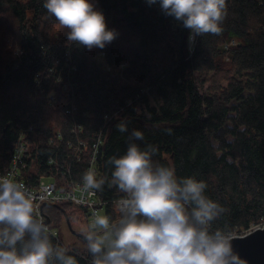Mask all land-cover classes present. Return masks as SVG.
Instances as JSON below:
<instances>
[{
  "label": "trees",
  "instance_id": "trees-1",
  "mask_svg": "<svg viewBox=\"0 0 264 264\" xmlns=\"http://www.w3.org/2000/svg\"><path fill=\"white\" fill-rule=\"evenodd\" d=\"M93 2L117 32L104 48L69 41L44 0H0V170L22 143L23 180L66 189L89 170L100 136L94 166L106 183L98 208L118 218L123 193L107 183V161L126 148L127 134L115 127L126 120L129 130L143 131L142 147L158 149L155 161L207 183L206 194L225 209L213 230L242 234L262 225L264 0H226L222 32L192 42L189 30L158 4ZM100 52L114 73L102 68ZM74 206L45 205L49 228L57 230L63 211L70 222ZM51 237L63 244L58 230ZM84 244L69 247L79 264H92Z\"/></svg>",
  "mask_w": 264,
  "mask_h": 264
},
{
  "label": "clouds",
  "instance_id": "clouds-1",
  "mask_svg": "<svg viewBox=\"0 0 264 264\" xmlns=\"http://www.w3.org/2000/svg\"><path fill=\"white\" fill-rule=\"evenodd\" d=\"M182 23L189 39L222 32L226 0H147ZM44 7L67 29L69 41L89 49L104 48L116 38L93 0H44ZM115 127L127 134L122 154L112 156L110 186L123 197L118 218L96 214L83 231L92 264H246L233 246V235L213 230L224 213L209 197L207 183L195 176H178L174 166L153 159L158 149L142 147L139 128L126 120ZM84 191H102L105 177L94 169L81 177ZM0 264H79L77 254L54 242L35 198L25 184L0 176Z\"/></svg>",
  "mask_w": 264,
  "mask_h": 264
},
{
  "label": "built area",
  "instance_id": "built-area-1",
  "mask_svg": "<svg viewBox=\"0 0 264 264\" xmlns=\"http://www.w3.org/2000/svg\"><path fill=\"white\" fill-rule=\"evenodd\" d=\"M193 40V39H192ZM192 40H190L192 42ZM100 141L94 145L95 147ZM24 144H15L13 152L11 154L10 163L8 166L0 170V176L12 177L19 182L25 184L27 189L33 194L35 198L36 211L43 216L44 220L46 215L43 212L42 204L44 203H59L62 201L70 202L80 207H85L90 210V222L94 215L98 214V207L101 206L96 202L94 191H84L82 189V183L69 186L66 189H61L57 186L55 181L40 180L36 185H28L22 178L21 170L26 168L27 163L24 160ZM97 150H95L94 155ZM93 161H96V156L93 157ZM49 227V223L47 224ZM50 234L55 236L57 234L56 229L49 228Z\"/></svg>",
  "mask_w": 264,
  "mask_h": 264
},
{
  "label": "water",
  "instance_id": "water-1",
  "mask_svg": "<svg viewBox=\"0 0 264 264\" xmlns=\"http://www.w3.org/2000/svg\"><path fill=\"white\" fill-rule=\"evenodd\" d=\"M47 204L51 203H44L42 207ZM63 214L68 227L73 233L83 238L82 233H78L72 229L67 213L63 211ZM45 222L47 224L50 222L48 217H46ZM232 235L234 237L232 241L234 249L246 261V264H264V223L245 233Z\"/></svg>",
  "mask_w": 264,
  "mask_h": 264
},
{
  "label": "rangeland",
  "instance_id": "rangeland-1",
  "mask_svg": "<svg viewBox=\"0 0 264 264\" xmlns=\"http://www.w3.org/2000/svg\"><path fill=\"white\" fill-rule=\"evenodd\" d=\"M97 57L99 58V56ZM74 210H75L74 212L73 210L71 211V213L73 212L72 214L70 213L71 216L69 215L70 222L75 231L83 234V231L89 225L90 211L85 212L83 209L78 207V205L74 206ZM98 214H105L104 206L98 208ZM63 219L64 221L59 226H57L59 239L63 242V244L68 245L70 247H75V248L85 247L84 238H80L75 233H73V231L68 227L64 216Z\"/></svg>",
  "mask_w": 264,
  "mask_h": 264
},
{
  "label": "bare ground",
  "instance_id": "bare-ground-1",
  "mask_svg": "<svg viewBox=\"0 0 264 264\" xmlns=\"http://www.w3.org/2000/svg\"><path fill=\"white\" fill-rule=\"evenodd\" d=\"M98 56H99V58H97V60H99V61L101 62V64H102V68L105 69V70H107V71H109V72H113V73H114L115 71L112 70L111 66H110L109 64L105 63L104 58H103V52H100V53L98 54ZM68 59H69V58H68ZM69 60H70V59H69ZM123 64H125L124 60L122 61V65H123ZM58 78H60V76H59ZM48 97H49L50 101H55V100H56L55 92H54V91H51V92L49 93ZM74 107H75V106H73V108H74ZM105 117L107 118V116H105ZM76 127H79V126H75L74 128H76ZM100 132H101V131H100ZM98 140H99L100 142L97 144L96 147L94 146V152H95V150H97V151H96L95 155H93V157L96 156L97 153H98V146H99V144H100L101 141H102L100 136L98 137L96 143L98 142ZM96 143H94V145H95ZM83 144H84L83 141H79V145H83ZM24 160L26 161V156H25V154H24ZM92 160H93V158H92ZM92 160L90 161V168H89V169H94V170L96 171L95 166H94L96 161H93V162H92ZM26 163H27V161H26ZM80 183H82V181L79 182V183H77V184H80ZM75 185H76V184H75ZM94 192H95L96 202H97L99 205H102V204L104 203V201L99 197V191H94ZM120 199H121V198H120ZM120 199H119V200H120Z\"/></svg>",
  "mask_w": 264,
  "mask_h": 264
}]
</instances>
